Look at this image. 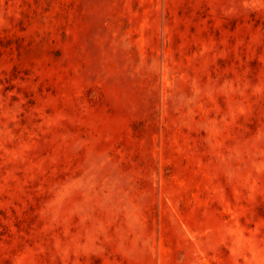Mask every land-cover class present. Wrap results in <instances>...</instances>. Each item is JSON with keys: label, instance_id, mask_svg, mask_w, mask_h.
<instances>
[{"label": "rangeland", "instance_id": "374dc122", "mask_svg": "<svg viewBox=\"0 0 264 264\" xmlns=\"http://www.w3.org/2000/svg\"><path fill=\"white\" fill-rule=\"evenodd\" d=\"M0 264H264V0H0Z\"/></svg>", "mask_w": 264, "mask_h": 264}]
</instances>
